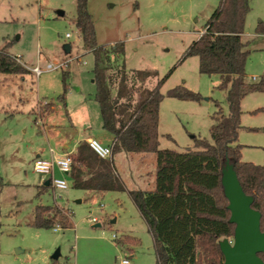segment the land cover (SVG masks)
<instances>
[{
    "label": "rangeland",
    "instance_id": "rangeland-1",
    "mask_svg": "<svg viewBox=\"0 0 264 264\" xmlns=\"http://www.w3.org/2000/svg\"><path fill=\"white\" fill-rule=\"evenodd\" d=\"M250 1L243 40L250 50L246 78L253 81L264 78V34L257 33L259 24L264 23V0ZM219 3L88 0L98 44L124 42L127 70L157 71L145 87H155L173 70L161 88L165 95L160 104L161 149H196L194 137L211 140L216 103L229 113L227 92L217 88L219 76L201 73L197 56L182 61L188 47L204 33ZM75 17L76 0H0V47L5 40L11 42L10 53L21 56L31 71L26 75L0 74V172L6 183L0 199V264H120L129 254V245H118L115 235L118 239L130 235L140 240L132 246L133 264H156L153 236L127 190L86 192L73 188L70 178L57 171L55 176L66 178L68 188L49 187L38 196L43 181L33 170L37 153L49 159L50 148L56 154L66 147L74 149L82 136L93 135L104 145L113 136L102 127L100 108L94 99V55L84 49ZM67 43L72 45L70 53L65 50ZM38 64L44 69L39 76L32 71ZM48 64L59 67L47 70ZM116 70L111 74L116 75ZM64 72H68L67 91L62 100ZM179 85L200 93L202 99L168 97V91ZM50 102L55 104L54 109L47 107ZM241 107L242 160L263 165L264 110L254 111L264 108V92L248 94ZM122 152L115 157V164L127 189H147L138 175L145 170L149 174L143 173V177L151 175L150 159L143 161L148 165L142 167L136 163L138 157L129 162ZM38 204L70 209L73 225L57 231L33 226ZM58 249L60 255L55 259Z\"/></svg>",
    "mask_w": 264,
    "mask_h": 264
},
{
    "label": "trees",
    "instance_id": "trees-1",
    "mask_svg": "<svg viewBox=\"0 0 264 264\" xmlns=\"http://www.w3.org/2000/svg\"><path fill=\"white\" fill-rule=\"evenodd\" d=\"M250 10V0H220L205 24L204 33L184 53L182 61L197 56L201 73L219 76L217 88L227 92L229 113L216 103L218 110L212 116L211 140L194 137L196 149L177 151L161 149L159 134L160 104L165 97L161 88L173 70L155 87H145V82L156 76L157 71L127 70L123 58L125 43L98 44L88 0H76L75 24L84 49L94 55V99L101 111L103 128L112 133L114 139L109 159L100 157L86 141L81 142L70 154L72 164L67 175L75 189L98 193L127 190L153 236L156 264L224 263L220 241L233 237L236 228V224L230 222L229 200L222 184L227 161L233 165L245 193L253 198L252 207L261 213L264 231V164L243 161L244 145L239 143L243 127L242 100L250 93L264 92V78L253 81L246 78L250 50L246 48L243 34ZM257 33L264 34L263 22ZM10 46L11 42L5 40L0 47V74H30L22 57L10 53ZM114 68L116 75L111 74ZM67 76L68 72H64L62 100L67 91ZM167 96L192 101L202 99L200 93L183 85L170 89ZM47 107L54 109L55 104L50 102ZM261 110L264 108L254 112ZM122 151L155 153L153 189H127L114 162V156ZM5 185L0 172V198ZM49 187L51 183L39 185L38 196ZM73 223V213L68 208L43 204L35 207L32 225L37 228L49 229L57 225L69 228ZM2 227L0 207V234ZM139 241L130 235L116 238L118 245H129L130 259L132 246ZM259 256L264 261V252Z\"/></svg>",
    "mask_w": 264,
    "mask_h": 264
},
{
    "label": "water",
    "instance_id": "water-1",
    "mask_svg": "<svg viewBox=\"0 0 264 264\" xmlns=\"http://www.w3.org/2000/svg\"><path fill=\"white\" fill-rule=\"evenodd\" d=\"M63 15V11H59ZM67 53L71 52V44L65 45ZM51 183L45 181L46 186ZM222 184L229 200L231 211L230 222L236 224L233 239L224 238L220 247L224 254L223 264H264L259 253L264 252V231L261 229V213L252 207L253 198L245 193L233 165L227 161L223 169ZM97 223L96 226H100ZM58 249L53 258H58Z\"/></svg>",
    "mask_w": 264,
    "mask_h": 264
},
{
    "label": "built area",
    "instance_id": "built-area-1",
    "mask_svg": "<svg viewBox=\"0 0 264 264\" xmlns=\"http://www.w3.org/2000/svg\"><path fill=\"white\" fill-rule=\"evenodd\" d=\"M67 38L71 37L70 33H67ZM59 66H55L53 64L47 65V70L55 69ZM32 71L37 75H41L44 69L40 66V64L36 65L32 68ZM87 143L92 148L94 152H96L100 157L109 159L112 158V146L111 145H104L102 142H100L96 138H89L87 140ZM70 152H64L62 154H56L53 148H50V154L51 157L49 159L43 158L41 156L37 157L33 164V170L36 173H39L43 176V180L50 179L52 187L54 189L64 190L68 188V183L66 178H57L56 172L60 171L62 173H67L71 169L72 159ZM68 176V175H67ZM94 222H97V218L92 219ZM60 228L59 225H57L54 230L57 231ZM117 238V236H114ZM120 264H133L131 259L128 256H124Z\"/></svg>",
    "mask_w": 264,
    "mask_h": 264
},
{
    "label": "crops",
    "instance_id": "crops-1",
    "mask_svg": "<svg viewBox=\"0 0 264 264\" xmlns=\"http://www.w3.org/2000/svg\"><path fill=\"white\" fill-rule=\"evenodd\" d=\"M100 113H101V111H100ZM101 117H102V115H101ZM102 127H103V118H102ZM104 129V128H103ZM105 130V129H104ZM82 132H84V133H86L87 132V129H84ZM169 137V136H168ZM89 138H95L93 135H86V136H82L78 141H76V147L74 148V149H71V150H69L68 149V147H66V150L65 151H62L60 154H62V153H64V152H70V151H72V152H74L75 150H76V148L78 147V145L81 143V142H83V141H86L87 142V140L89 139ZM113 139H114V136H112V138H111V142H109L107 145H111L112 143H113ZM122 153H124V152H120V153H118V154H116L115 156H114V162H115V157L117 156V155H119V154H122ZM134 155H138V156H134ZM40 156V154L39 153H37L36 154V158L37 157H39ZM125 156H126V158H127V160L129 161V162H131V161H135V159H136V157H138V162H136L137 164H139V165H142V167H146L148 164L147 163H142L143 161H145L146 159H150V161H151V165H152V173H151V175L149 176V175H145V177H143V173H148L149 174V171H147L146 172V170L143 172L142 171V173L141 174H139L138 176L140 177V178H142V179H144L143 180V182H145V184H146V186H147V189H145V190H151V189H153L154 188V186H155V179H156V168H155V164H156V155H155V153H141V154H136V153H125ZM130 159V160H129ZM116 165V164H115ZM116 168H117V166H116ZM60 172V171H59ZM42 176V175H41ZM41 180L43 181V183L46 181V180H43V176H42V178H41ZM87 192V191H86ZM89 192V191H88ZM91 193V192H90ZM1 199V198H0Z\"/></svg>",
    "mask_w": 264,
    "mask_h": 264
}]
</instances>
